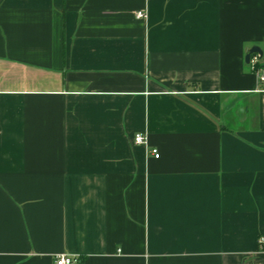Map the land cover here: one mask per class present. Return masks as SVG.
Returning <instances> with one entry per match:
<instances>
[{"label": "crops", "instance_id": "crops-1", "mask_svg": "<svg viewBox=\"0 0 264 264\" xmlns=\"http://www.w3.org/2000/svg\"><path fill=\"white\" fill-rule=\"evenodd\" d=\"M59 254L264 264V0H0V264Z\"/></svg>", "mask_w": 264, "mask_h": 264}, {"label": "built area", "instance_id": "built-area-1", "mask_svg": "<svg viewBox=\"0 0 264 264\" xmlns=\"http://www.w3.org/2000/svg\"><path fill=\"white\" fill-rule=\"evenodd\" d=\"M138 17H145V13L143 11H139L137 13ZM134 142L136 144H146L147 143V136L143 132H137L134 135ZM149 152L155 155V157H159V151L157 148H150L148 149ZM78 261V257L74 255H67V254H59L55 257V264H72Z\"/></svg>", "mask_w": 264, "mask_h": 264}, {"label": "water", "instance_id": "water-1", "mask_svg": "<svg viewBox=\"0 0 264 264\" xmlns=\"http://www.w3.org/2000/svg\"><path fill=\"white\" fill-rule=\"evenodd\" d=\"M253 52H261V49H260V47H258V46H254V47H252V49L250 50V52H249V54L247 55V60L250 58V55H251V53H253Z\"/></svg>", "mask_w": 264, "mask_h": 264}]
</instances>
